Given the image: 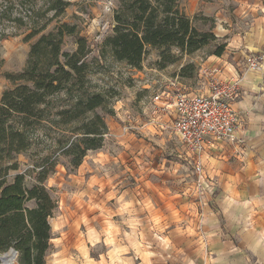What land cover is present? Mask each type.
I'll use <instances>...</instances> for the list:
<instances>
[{
	"label": "rangeland",
	"instance_id": "1",
	"mask_svg": "<svg viewBox=\"0 0 264 264\" xmlns=\"http://www.w3.org/2000/svg\"><path fill=\"white\" fill-rule=\"evenodd\" d=\"M66 1L69 6L59 21L75 25L80 35L87 39L92 49L91 57L98 58L103 39L101 37L111 33L107 30L103 34L104 28L109 29L112 22V13L106 9L111 0ZM41 3L42 0H36L37 6ZM197 19L192 20L193 26ZM201 19L203 21L200 25L197 23L195 29L213 34L215 21ZM54 25L55 22H52L46 31H50ZM3 32L5 37L0 42V97L4 90L13 87L7 76L21 73L30 43L35 40H24L28 33L24 27L6 25ZM221 45H225L223 39L214 38L191 54L171 48L175 60L165 65H160L161 51L148 47L139 68H131L106 58L103 63L106 70L94 75L92 81L99 87H114L116 90L117 95L111 103L114 113L104 114L107 133L111 135L105 138L101 149L87 152L77 169L69 166L68 158L59 157L54 172L47 176L45 186L56 200L57 210L50 219L52 240L45 264H122L125 256L134 254L141 257V249L149 254L157 250L160 253H172L170 240L165 233L174 226L198 223L197 219L202 217L200 198L206 199L212 192L211 183L214 184L215 178H202L198 181L193 165L185 157L182 144L171 132L165 131L166 134L161 136H134L129 142L126 135L122 134V128L131 125L136 128L131 133H153L148 126L147 116L150 114V97L155 88H145L148 76L155 74L162 79L161 82L178 76L186 89H194L199 80V69L209 65L208 57L216 56ZM75 48L73 38L65 37L63 51L73 52ZM138 146L142 147L138 149ZM17 162L19 169L12 172L11 176L24 173V183L30 187L36 179V174L29 172L31 165L39 164L40 161H37L31 150L19 155ZM128 163L134 164V168L128 170ZM136 170L142 175L141 178H130V174ZM92 176L107 181L96 185V194L88 195V203L75 204L74 208L70 206V209H65L61 196L66 195L65 191L72 180ZM157 190L159 194L155 195L157 199L154 200L152 192ZM141 191L150 193L149 198L140 199L142 195L139 196L137 192ZM83 197L76 195L75 199ZM140 206H143L145 213H129ZM75 217L80 224L74 235L69 236L66 228ZM140 219L144 220L145 226L138 224ZM3 254L0 252L1 259L6 256ZM14 259V264H18L17 257Z\"/></svg>",
	"mask_w": 264,
	"mask_h": 264
},
{
	"label": "trees",
	"instance_id": "2",
	"mask_svg": "<svg viewBox=\"0 0 264 264\" xmlns=\"http://www.w3.org/2000/svg\"><path fill=\"white\" fill-rule=\"evenodd\" d=\"M116 3L111 33L103 37L95 58L76 26L59 21L69 6L66 0H42L40 6L36 0H0V42L6 25L27 28L26 42L35 38L21 73L7 76L13 87L0 97V252L14 249L18 264H45L50 219L57 210L45 180L58 158H68L77 169L87 152L104 144V114L113 115L117 93L114 87H99L92 77L106 70V58L139 68L151 47L161 51L160 65H165L175 60L171 48L191 54L215 38L195 29L179 0ZM65 37L73 38V52L63 51ZM224 49L221 45L215 55ZM31 150L40 162L31 165L36 179L28 187L24 173H11L19 169L17 157Z\"/></svg>",
	"mask_w": 264,
	"mask_h": 264
},
{
	"label": "crops",
	"instance_id": "3",
	"mask_svg": "<svg viewBox=\"0 0 264 264\" xmlns=\"http://www.w3.org/2000/svg\"><path fill=\"white\" fill-rule=\"evenodd\" d=\"M179 7L189 19L198 18L194 26L200 25L201 18L215 21L213 34L223 39L225 49L220 56L208 57L209 65L204 66L216 68L219 79L239 80L240 98L232 108L239 118L240 141L235 147L218 145L209 155L200 158L204 178H215L214 184L211 183L212 192L206 199L200 198L202 217L197 219L198 223L174 226L165 233L173 252L166 254L157 250L149 254L141 249V257L125 256L122 264H264V63L255 71L248 70L244 63L248 54L264 50V0H179ZM147 80L155 89L165 82L155 74ZM151 116L150 110L147 118ZM160 119L170 123L172 111H162ZM152 131L141 134L122 131V134L130 142L134 136H161L168 130ZM183 150L194 167L193 155L184 146ZM133 165L128 163L126 168L133 169ZM141 176L137 170L130 174V178ZM106 181L93 176L72 180L66 195L61 196L65 209L88 203V195L96 194V185ZM137 194L142 195L141 199L149 198L150 193ZM157 194L158 190L152 192L154 200ZM76 195L85 197L76 200ZM137 212L145 213L143 206L129 213ZM143 221L138 222L141 227L145 226ZM78 224L76 217L68 223L69 236L74 235Z\"/></svg>",
	"mask_w": 264,
	"mask_h": 264
},
{
	"label": "built area",
	"instance_id": "4",
	"mask_svg": "<svg viewBox=\"0 0 264 264\" xmlns=\"http://www.w3.org/2000/svg\"><path fill=\"white\" fill-rule=\"evenodd\" d=\"M114 5V0L109 1L107 11L112 13ZM112 27L113 23L110 22L109 29L104 28L103 34L107 30L111 31ZM213 35L217 38L216 34ZM244 63L250 71L262 68L264 50L248 54ZM216 74V68L201 67L197 86L193 90L186 89L178 76L171 77L155 89L150 97L153 116L148 118V126L159 131H170L193 155L198 181L204 178L199 162L201 157L209 155L218 145L235 147L240 141L237 136L239 118L232 108L233 103L240 98L239 80L219 79ZM151 87L153 86L146 80L145 88ZM162 111H172L173 119L170 123L161 122ZM134 130L136 128L129 125L122 128L123 133ZM108 136L107 133L105 138Z\"/></svg>",
	"mask_w": 264,
	"mask_h": 264
},
{
	"label": "bare ground",
	"instance_id": "5",
	"mask_svg": "<svg viewBox=\"0 0 264 264\" xmlns=\"http://www.w3.org/2000/svg\"><path fill=\"white\" fill-rule=\"evenodd\" d=\"M7 254H5L6 256L4 255L5 257H2V259H1L2 260V264H14V260H15L14 258L15 257L12 256L11 253H9L8 255Z\"/></svg>",
	"mask_w": 264,
	"mask_h": 264
},
{
	"label": "water",
	"instance_id": "6",
	"mask_svg": "<svg viewBox=\"0 0 264 264\" xmlns=\"http://www.w3.org/2000/svg\"><path fill=\"white\" fill-rule=\"evenodd\" d=\"M8 252L11 253L12 256H14L15 258L17 257V252H16L14 249H9ZM8 252H7V253H8ZM5 254H6V253H4L3 255H5ZM0 260H1V258H0Z\"/></svg>",
	"mask_w": 264,
	"mask_h": 264
}]
</instances>
